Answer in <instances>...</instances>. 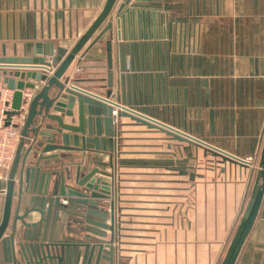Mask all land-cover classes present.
Returning a JSON list of instances; mask_svg holds the SVG:
<instances>
[{
    "label": "crops",
    "instance_id": "1",
    "mask_svg": "<svg viewBox=\"0 0 264 264\" xmlns=\"http://www.w3.org/2000/svg\"><path fill=\"white\" fill-rule=\"evenodd\" d=\"M105 2L0 0V56L2 45L7 56H12L14 45L21 56L27 43L53 42L54 47L71 49ZM49 21L51 36L47 38ZM108 23L113 24L112 31L94 43ZM107 40L112 41V71L106 63ZM10 75L7 71L6 76ZM66 77L70 84L97 96L105 97L111 90V101L238 158L253 157L255 166L245 160L232 161L163 128L136 124L129 117L118 119L117 161L107 138L99 150L86 152L89 157L82 169L97 167L113 173L118 218L114 264H221L255 185L264 145V0H117L70 64ZM65 122L69 124L70 119ZM86 147L94 149L89 143ZM59 153L66 154L59 158L61 163L78 161L82 155ZM9 170H0L2 189ZM66 185L72 187L73 182ZM36 196L23 193L20 214L27 207L25 202L33 206ZM4 202L0 191V220ZM16 202L15 196L11 214ZM60 202L68 205L65 197ZM38 218V213L31 212L25 220ZM71 226L78 230V225ZM23 231L18 221L16 252ZM83 235L65 231L61 238L75 240ZM109 236L107 231L106 239ZM95 254L96 249L91 264ZM0 264H9L1 243ZM234 264H264V193Z\"/></svg>",
    "mask_w": 264,
    "mask_h": 264
},
{
    "label": "water",
    "instance_id": "2",
    "mask_svg": "<svg viewBox=\"0 0 264 264\" xmlns=\"http://www.w3.org/2000/svg\"><path fill=\"white\" fill-rule=\"evenodd\" d=\"M117 0H106L102 10L78 38L71 49L54 47L53 42L27 43L22 47V55H17V45L12 47V56L6 55V45L1 47L0 68L16 67L12 77L14 86H5L14 90L12 109L18 110L23 89H34L27 81L45 82L35 92L29 106L28 116L21 132L12 166L8 172L6 186L0 188L5 194L4 209L0 220V243L5 260L9 264H20L16 254L25 264H114V232L118 218L115 214L113 173L100 171L97 167L87 169L82 166L88 159L87 153L97 151L107 138L113 155V107H119L118 101L111 102V90L105 97L97 96L70 84L69 78H63L74 58L88 43L94 33L106 21ZM54 38H58L57 14L54 15ZM48 21V20H47ZM50 21L47 23V38H50ZM113 24L108 23L94 43L107 32ZM116 38L120 40V22L116 23ZM36 34L33 36L36 39ZM44 37L43 25L40 38ZM65 33L62 34V38ZM106 63L112 71V41L105 42ZM47 69H54L51 76ZM36 70V71H35ZM7 71L3 70V78ZM2 78V80H3ZM19 79L18 82L15 79ZM111 73L107 76L110 88ZM3 83V82H2ZM76 111H74V107ZM129 117L136 124L163 128L180 139H186L203 145L214 152L238 162H244L226 151L218 149L191 134L173 126L163 124L144 116L132 109L117 111V118ZM70 119V123L65 122ZM103 126V132H102ZM120 133V131H118ZM92 144L87 149L86 144ZM61 152H82L78 161L60 162L66 157ZM55 152L51 155H44ZM87 156V157H86ZM22 157V158H21ZM112 159V158H111ZM20 163V167H19ZM46 166V167H44ZM19 167V170H18ZM72 169H71V168ZM18 171V178L16 173ZM17 180V181H16ZM72 181V187L66 182ZM25 186V187H24ZM23 193H32L33 206L19 213ZM264 193V145L261 150L258 174L251 196L231 239L221 264H234L241 247L249 234ZM17 197L14 213L11 214V200ZM65 197L68 205L60 202ZM35 212L39 218L27 222L28 214ZM109 220V223L103 221ZM20 222L24 231L19 235L18 251L14 249L16 225ZM71 224L78 225V230ZM9 230V231H8ZM8 233L6 234V232ZM84 235L75 240L62 239L63 232ZM107 231L110 232L106 239ZM92 239V241L90 240ZM80 247V248H79ZM77 248H79L77 250Z\"/></svg>",
    "mask_w": 264,
    "mask_h": 264
},
{
    "label": "built area",
    "instance_id": "3",
    "mask_svg": "<svg viewBox=\"0 0 264 264\" xmlns=\"http://www.w3.org/2000/svg\"><path fill=\"white\" fill-rule=\"evenodd\" d=\"M15 68L16 67H9L8 69L0 68V78L1 79L3 78V75H2L3 70L9 71V73H11L12 75V73L15 70H18ZM53 72H54V69H47L45 71V74H47L48 76H51ZM44 84L45 82H38L37 84H34V89H26V88L23 89L21 91L22 97H21L19 108L18 110H13L12 102H13L15 91L6 88L3 85V83L0 82V170L4 172H7L12 166L17 146L22 137L21 132H22V129L25 125V122L28 116L30 102L35 92L38 91L41 88V86H43ZM118 104H119V107L117 108L113 107V111H112V118H113L112 124L114 128L112 153L115 158V161L118 160V154H119V149H120L119 148L120 146L119 145L120 144L119 135L120 134L118 132L119 122L117 118V111L118 110L123 111L124 109H128L127 107L122 106L120 103ZM244 160L250 163V165L255 166L254 159L252 156L246 157L244 158Z\"/></svg>",
    "mask_w": 264,
    "mask_h": 264
},
{
    "label": "rangeland",
    "instance_id": "4",
    "mask_svg": "<svg viewBox=\"0 0 264 264\" xmlns=\"http://www.w3.org/2000/svg\"><path fill=\"white\" fill-rule=\"evenodd\" d=\"M0 82H3L4 86H14V79L11 77H4L3 80L0 78Z\"/></svg>",
    "mask_w": 264,
    "mask_h": 264
}]
</instances>
